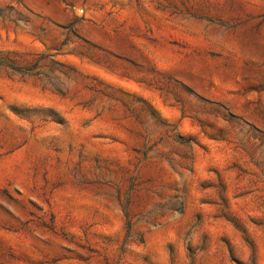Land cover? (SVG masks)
<instances>
[{"label": "rangeland", "instance_id": "rangeland-1", "mask_svg": "<svg viewBox=\"0 0 264 264\" xmlns=\"http://www.w3.org/2000/svg\"><path fill=\"white\" fill-rule=\"evenodd\" d=\"M0 264H264V0H0Z\"/></svg>", "mask_w": 264, "mask_h": 264}]
</instances>
